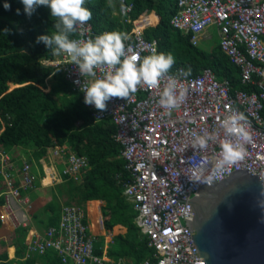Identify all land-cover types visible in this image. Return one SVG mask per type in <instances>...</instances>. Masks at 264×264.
Returning a JSON list of instances; mask_svg holds the SVG:
<instances>
[{
    "label": "built area",
    "instance_id": "built-area-1",
    "mask_svg": "<svg viewBox=\"0 0 264 264\" xmlns=\"http://www.w3.org/2000/svg\"><path fill=\"white\" fill-rule=\"evenodd\" d=\"M121 3L126 6V13L121 12ZM133 9L132 1L119 0L117 13L124 23L122 31L128 33L127 43L133 51L141 50V56L149 55L153 48L157 50V40L146 38L145 29L157 24L158 16L144 11L133 17ZM170 22L173 28L190 33L195 45L208 27L215 26L222 51L239 67L241 81L247 88H233L228 79H218L210 67L197 75H184L187 71L179 67L168 76L175 77L188 92L184 103L171 114L158 103L160 89L147 86L139 88L127 100H110L107 111L100 112L94 105L87 107L94 120L110 118L116 127L113 137L121 145L120 156L130 173L124 194L132 201L137 211L136 222L153 249L152 256L139 264H205L185 216L192 211L191 196L206 184L189 181L193 169L188 159L219 154V142L226 138L220 121L231 112L245 115L251 140L245 145L244 160L226 168L219 178L246 170L256 174L264 184V0H177V10ZM83 31L92 37L105 32H95L90 21ZM43 63L61 70L78 91L83 83L92 80L81 76L66 54L61 53L60 59L45 58ZM10 117L6 114L7 119ZM5 126L6 120L0 114V133ZM204 130L215 132L217 141L209 142L207 150L194 153L192 134ZM54 158L60 161L61 168ZM39 161L42 176L36 170L37 163L19 160L9 151L0 150L3 180L0 220L2 228H9V232L17 227L27 228L22 259L54 249L63 264H120L106 250L113 232L106 228L104 205L98 204L95 209L98 215L95 223L105 244L101 254L94 251L98 235L91 230L86 205L63 204L57 225L43 231L35 225L31 199L23 190L33 189L37 179L43 182L46 178L50 182L79 179L90 167L88 159L66 143L50 147Z\"/></svg>",
    "mask_w": 264,
    "mask_h": 264
},
{
    "label": "trees",
    "instance_id": "trees-1",
    "mask_svg": "<svg viewBox=\"0 0 264 264\" xmlns=\"http://www.w3.org/2000/svg\"><path fill=\"white\" fill-rule=\"evenodd\" d=\"M129 1L134 4L133 17L144 11L158 15L157 24L147 27L145 36L157 40L158 52L173 54L175 63L169 72L181 67L185 71L191 69L190 75H197L210 67L218 79H228L233 88H247L241 81L239 67L222 51L220 43L207 50L200 44H193L190 33L172 27L170 18L177 10L176 0ZM5 2L0 0V114L6 120L0 133V150L8 152L12 147L20 146L27 151L30 161L39 163L50 147L66 143L85 156L90 165L79 179L65 178L56 184V193L53 187L49 188L45 203L34 211L31 208L35 225L40 231L57 225L62 201L63 204L85 205L87 200L102 199L106 228L112 230L118 224L126 228L113 235L108 255L115 261L122 259L120 264H139L152 256L153 249L137 225V211L124 194L130 173L120 156L121 145L113 137L116 130L113 120H94L82 92L73 88L61 70L43 63V59L55 56L44 43L36 42L38 36L51 35L55 31L50 8L40 6L29 17L21 0H7L10 9L4 8ZM109 3L110 0H87L86 6L93 13L89 21L95 32L122 31L124 28L116 13L119 0H111V7ZM17 9H20L19 14ZM130 27L128 25L127 29ZM6 114L11 116L10 119ZM1 181L0 174V192ZM35 185H40V179ZM31 190H23V194L31 193ZM64 194L65 199L62 198ZM26 234L25 227L10 232L9 245L15 247L16 257L10 258L8 250H0V264H34L36 261L63 264L54 249L22 259L26 251ZM102 245L103 237L99 236L94 245L95 253L101 254Z\"/></svg>",
    "mask_w": 264,
    "mask_h": 264
},
{
    "label": "clouds",
    "instance_id": "clouds-1",
    "mask_svg": "<svg viewBox=\"0 0 264 264\" xmlns=\"http://www.w3.org/2000/svg\"><path fill=\"white\" fill-rule=\"evenodd\" d=\"M21 3L29 17L40 6L50 8L51 18L55 21V31L51 35L38 36L36 42L44 43L53 55L66 54L71 62L77 65L81 76L92 78L90 83L80 86L86 105H94L98 111L104 112L107 111L110 100H127L144 86L160 89L158 103L167 110V114L178 109L186 100L187 88L175 77L168 76L175 63L173 54L158 52L153 48L149 55L141 56V50L133 51L127 43L130 39L128 33L120 30L105 31L95 37L88 36L83 31V26L93 15L92 10L86 6L87 0H21ZM109 6H113L111 0ZM4 8H11L7 0ZM120 10L127 12L123 3ZM16 12L19 14L20 9ZM190 73L191 69H188L183 74ZM75 83L80 84V81L76 80ZM219 126L226 137L219 142V154L198 159L190 157L188 163L193 169L188 176L190 182L211 185L226 168L244 160L245 145L251 140L245 115L231 112L220 121ZM216 141L215 132H194L191 147L194 153L205 151L209 142ZM259 207L264 209V203ZM261 222H264V217Z\"/></svg>",
    "mask_w": 264,
    "mask_h": 264
},
{
    "label": "water",
    "instance_id": "water-1",
    "mask_svg": "<svg viewBox=\"0 0 264 264\" xmlns=\"http://www.w3.org/2000/svg\"><path fill=\"white\" fill-rule=\"evenodd\" d=\"M190 200L185 217L205 264H264V184L256 174L231 172Z\"/></svg>",
    "mask_w": 264,
    "mask_h": 264
},
{
    "label": "crops",
    "instance_id": "crops-1",
    "mask_svg": "<svg viewBox=\"0 0 264 264\" xmlns=\"http://www.w3.org/2000/svg\"><path fill=\"white\" fill-rule=\"evenodd\" d=\"M117 13V11H116ZM58 57V55H55V57L53 59H56ZM24 152V149L22 151V147L20 146H14L12 147L10 150H9V153L12 154L14 157L18 158L19 160H22V159H29L27 157H25V154L23 153ZM55 159V163L58 167H62V165L60 164V161L57 159V158H54ZM30 160V159H29ZM40 164V168H39V165ZM37 165V168L36 170L38 169V174L39 176H42L41 175V170H42V162L39 161V163L36 164ZM61 181H57V182H50L47 178L45 179V181H41L40 180V185L37 186L35 185V187L30 191L31 193L27 192L26 194L29 195L30 199H31V202H32V205L35 206L34 210L37 209V207L41 206L42 204L45 203L46 201V198L49 196V192H50V189L53 187L54 189V192L56 193V184L60 183ZM2 181H1V186H2ZM50 188V189H49ZM32 195L35 196V198H32ZM61 198V197H60ZM62 198L65 199L66 198V195H62ZM101 201H97V199H90V200H87L85 202V205L87 207V210L89 212V217H88V220H89V223H90V226H91V230L92 232H94V234L98 235L97 236V239L98 237L102 236V234L100 233V229L98 228L97 224L95 223V221H97V212L95 211L96 209V206L99 204V206H102L105 204L104 200L100 199ZM130 200V199H129ZM131 201V200H130ZM132 202V201H131ZM62 205H63V201H62ZM84 205V206H85ZM133 205V204H132ZM103 207V206H102ZM32 210V211H34ZM138 225V224H137ZM126 230V228L123 226V225H115L113 227V229L111 230L114 234H117V233H120V232H124ZM9 228H6V227H3L0 229V233L2 232H7L9 233ZM142 232V231H141ZM143 233V232H142ZM144 234V233H143ZM145 235V234H144ZM146 236V235H145ZM103 237V236H102ZM113 238V236H112ZM97 241V240H96ZM113 241V239H112ZM109 242L108 244L106 243L107 245V253H108V247L109 245L112 243ZM104 237H103V245H102V251H103V247H104ZM8 253H9V256L10 258L12 257H16V250H15V247L14 246H10L8 245ZM102 253V252H101ZM18 256V255H17ZM109 256V255H108ZM110 257V256H109ZM113 261H115L112 257H110ZM122 259H119L118 261H115V262H121Z\"/></svg>",
    "mask_w": 264,
    "mask_h": 264
},
{
    "label": "rangeland",
    "instance_id": "rangeland-1",
    "mask_svg": "<svg viewBox=\"0 0 264 264\" xmlns=\"http://www.w3.org/2000/svg\"><path fill=\"white\" fill-rule=\"evenodd\" d=\"M219 39L220 38H219L217 28L215 26H210V27H208L207 32L201 36L199 44L202 48L207 49V50H211L215 44L220 42ZM22 151H23V148H22ZM23 153L25 154V157H27V158L29 157V154L27 153V151L24 150ZM27 160L30 161L29 159H27ZM34 208H35V206H32V210H34ZM11 239L12 238L10 237V232L9 233H7V232L6 233L5 232L0 233V250H8L9 251L8 245L10 244Z\"/></svg>",
    "mask_w": 264,
    "mask_h": 264
},
{
    "label": "bare ground",
    "instance_id": "bare-ground-1",
    "mask_svg": "<svg viewBox=\"0 0 264 264\" xmlns=\"http://www.w3.org/2000/svg\"><path fill=\"white\" fill-rule=\"evenodd\" d=\"M176 2H177V0H176ZM55 57V56H54ZM53 57V58H54ZM60 57H61V54L60 55H58V57L56 58V59H60ZM53 58H51V59H53ZM50 65V64H49Z\"/></svg>",
    "mask_w": 264,
    "mask_h": 264
}]
</instances>
